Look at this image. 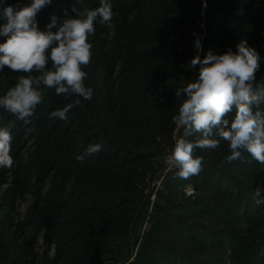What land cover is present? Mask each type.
Returning a JSON list of instances; mask_svg holds the SVG:
<instances>
[{"label":"rangeland","instance_id":"obj_1","mask_svg":"<svg viewBox=\"0 0 264 264\" xmlns=\"http://www.w3.org/2000/svg\"><path fill=\"white\" fill-rule=\"evenodd\" d=\"M177 1L110 0L111 23H97L95 34L88 37L91 61L101 55L107 63L102 67L90 63L83 69L92 99L81 98L82 107L71 109L66 119L50 118L51 112L70 102L54 89L48 90L27 124L0 108V127L11 132L14 159L11 169H0V185L11 184L0 195V264H264V165L248 153L226 161L230 152L224 141L217 149H196L203 170L188 180L178 178V170L166 164L174 134L182 135V130L176 133L174 122L163 119L164 108L171 104V112L178 114L185 97L177 98L175 92L193 82L199 71V65L190 66L191 59L196 55L203 59L209 51L223 54L229 47L236 51L245 39L260 57L257 83L264 81V32L257 40V28L249 32L240 27L246 21L240 17L249 14L245 4L238 0L232 4L237 9L232 16L237 17L229 26L222 12L208 21L202 11L193 32V54L188 46L158 45L150 53L163 55L159 60L172 65L166 76L151 83L149 92L121 89L134 85L124 83L131 80L130 62L138 59L134 47L139 53L147 48L133 43L126 31L137 20L150 18L153 8L161 9V14L171 12L174 19L171 10ZM30 3L0 0L14 8ZM230 5L223 3V10ZM74 7L82 13L99 7V0H51L37 13L38 27L46 31L55 16L51 30L57 31L64 17L75 18ZM5 22L0 12V24ZM230 27L234 28L226 44ZM196 35L201 38L199 52ZM4 40L0 36V43ZM127 41L131 47L121 44ZM19 75L7 67L0 71V95ZM109 85L112 93L123 90L127 95L125 101L110 96V111L100 100L95 102ZM136 101L148 105L149 111L137 126L131 120ZM122 132L129 137L123 139ZM101 140L105 144L99 154L83 163L76 160L89 144ZM53 243L56 256L50 260Z\"/></svg>","mask_w":264,"mask_h":264},{"label":"clouds","instance_id":"obj_2","mask_svg":"<svg viewBox=\"0 0 264 264\" xmlns=\"http://www.w3.org/2000/svg\"><path fill=\"white\" fill-rule=\"evenodd\" d=\"M51 0H31L27 6L2 9L5 23L0 24V71L5 67L13 73H22L14 86L0 95V108L13 114L25 124L34 116L37 106L44 103L48 90L69 100L64 107L50 113V118L66 119L67 113L82 107L81 98L90 101L93 89L86 86L88 73L83 69L90 64L92 45L88 37L95 34V25H109L113 18L110 0H99V7L77 8L75 18L67 17L53 32L56 17L51 18L47 30L38 27L37 13ZM103 38V37H102ZM233 51L223 54L209 51L203 59L196 55L190 66L199 65L197 78L185 87L177 88L175 97H185L173 116L176 133L174 146L166 158L168 168L177 169L176 176L188 180L202 169V157L195 156L196 149H217L221 141L228 144L232 162L248 153L264 165V81L257 83L260 57L245 39ZM197 52L202 51L196 41ZM49 64L51 67H49ZM232 114V118L228 117ZM194 137V139H189ZM12 135L8 127H0V169H11ZM105 142L89 144L76 157L83 163L87 157L99 154ZM11 184L0 185V195ZM56 256L53 243L48 258Z\"/></svg>","mask_w":264,"mask_h":264},{"label":"trees","instance_id":"obj_3","mask_svg":"<svg viewBox=\"0 0 264 264\" xmlns=\"http://www.w3.org/2000/svg\"><path fill=\"white\" fill-rule=\"evenodd\" d=\"M239 2L242 1L244 3L245 7L249 14L245 16L240 17L241 19H245V23L241 22L240 27L242 29H249V32H253L254 28L256 29V38L257 40H260L261 35H263L264 32V0H238ZM207 6L205 8L202 7V0H179L177 1L175 5V9H172L171 11L174 12L175 18L172 19V16L170 15L171 12L165 13L166 11L161 9H154L152 14H150V18L142 20H137L134 22V25L126 31L129 32L130 37L133 38V43H140L147 48H144L141 50V53H139L138 47H134V52L137 54V58L134 61L130 62V68L127 71L129 78L131 80L124 81V83H134L133 86H122L121 89L124 90H131V91H145L149 92V88L151 87V83H155L160 81L163 77L166 76L167 70L171 68V64L164 63L167 59H160V57H163V55H153L150 53L151 50H155V48L158 45L167 46L170 49L175 48H186L188 46L189 51L191 54H193L192 49V43H193V32H195L196 27L198 26L199 20H201V13L204 11L207 15L208 21L210 19L212 20L214 17L216 18L217 13L222 12V20L225 21V26L232 25L234 19L237 17V15L232 16V11H236L235 7H233L232 4L237 5L236 0H206ZM237 2V3H236ZM225 3L226 5L231 4L230 6L226 7V10H223L222 5ZM5 8V6L0 4V12H2V9ZM166 9V7H164ZM234 8V9H233ZM161 14V15H160ZM221 14V13H219ZM215 15V16H214ZM240 16V15H238ZM68 16L64 17L67 18ZM71 17V16H69ZM237 21L239 22V19ZM175 20V21H174ZM172 22V23H169ZM234 27H230L227 30V34L225 35V38H227V42L229 41L230 33L232 32ZM140 33V35H138ZM192 33V34H191ZM249 34V33H248ZM140 36L138 39L137 37ZM119 44V41L116 42ZM121 44L124 47H131L130 41L121 42ZM148 48H152L148 50ZM147 50V51H146ZM145 53H144V52ZM144 53V54H143ZM149 54V56H148ZM217 54V53H214ZM147 55V56H146ZM146 56V57H145ZM104 56H95L90 63H99L100 67L103 66V63H107L106 60L103 58ZM147 58V59H145ZM149 60V61H148ZM112 61V58H111ZM109 63V62H108ZM109 86L104 87L103 93L104 95H100L98 101L95 100L96 103L101 102V104L104 106H107V108H112L113 105H110L109 103V97L114 95V98L116 100H127V95H124L125 91H117L115 93H112V88ZM129 94H132L129 92ZM121 102V101H120ZM125 103V102H124ZM147 104V102H146ZM169 104L165 109V114L163 115L164 118H170L169 122H173V116L175 114L171 112ZM110 106V107H109ZM135 108L134 112H132L131 120L136 121L132 122L137 126V123L139 121L144 120V117L149 111L147 109L148 105H143L142 101H136L133 105ZM119 107V106H118ZM121 108V107H119ZM118 108V109H119ZM103 110V108H101ZM124 109V107H122ZM171 112V113H170ZM157 114H159L157 112ZM100 115V114H99ZM152 117V116H150ZM133 124L131 126H133ZM140 124V123H139ZM139 126V125H138ZM137 130V129H136ZM129 135L127 132H122V138H128ZM118 148V147H117ZM107 153H104L103 156H106Z\"/></svg>","mask_w":264,"mask_h":264},{"label":"built area","instance_id":"obj_4","mask_svg":"<svg viewBox=\"0 0 264 264\" xmlns=\"http://www.w3.org/2000/svg\"><path fill=\"white\" fill-rule=\"evenodd\" d=\"M197 39H199V41H200V45H201V38H200V35H196V38H195V45H196V41H197ZM145 228H147V226H146Z\"/></svg>","mask_w":264,"mask_h":264}]
</instances>
